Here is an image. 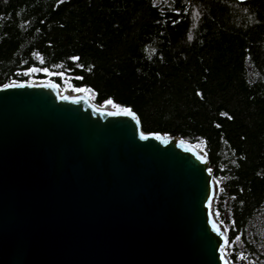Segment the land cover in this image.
<instances>
[{
	"label": "trees",
	"instance_id": "obj_1",
	"mask_svg": "<svg viewBox=\"0 0 264 264\" xmlns=\"http://www.w3.org/2000/svg\"><path fill=\"white\" fill-rule=\"evenodd\" d=\"M32 69L203 142L231 199L225 251L264 216V0H0V86Z\"/></svg>",
	"mask_w": 264,
	"mask_h": 264
},
{
	"label": "water",
	"instance_id": "obj_2",
	"mask_svg": "<svg viewBox=\"0 0 264 264\" xmlns=\"http://www.w3.org/2000/svg\"><path fill=\"white\" fill-rule=\"evenodd\" d=\"M215 198L208 154L131 108L0 86V264H231Z\"/></svg>",
	"mask_w": 264,
	"mask_h": 264
},
{
	"label": "rangeland",
	"instance_id": "obj_3",
	"mask_svg": "<svg viewBox=\"0 0 264 264\" xmlns=\"http://www.w3.org/2000/svg\"><path fill=\"white\" fill-rule=\"evenodd\" d=\"M39 69H32L29 72L30 79L27 82H52L51 78L40 79L36 78V74L39 72ZM252 72V76L254 77V72L250 68ZM54 82V81H53ZM79 90H83L90 94L92 98V91L91 90H84V89H77L72 87L70 84L67 83L66 87L61 88L62 93H70V94H77ZM106 103L105 105H107ZM115 108L117 106L113 105ZM199 149L205 151V144L203 142L194 143ZM206 152V151H205ZM219 179H215L216 183V198L214 201V214L217 220L222 224L224 229L229 231L230 227L233 225V216L231 210V199L228 197H224L221 201L219 195L221 194V187H220ZM221 203L223 208V219L220 216L216 206ZM246 242L252 243L257 251L264 252V216L257 215L255 218L251 220V222L244 227L236 237L234 238L233 242L230 244V251H225V256L229 259L231 264H260L258 256L251 251V249L246 245ZM231 255H235L237 260L234 261L231 258Z\"/></svg>",
	"mask_w": 264,
	"mask_h": 264
},
{
	"label": "bare ground",
	"instance_id": "obj_4",
	"mask_svg": "<svg viewBox=\"0 0 264 264\" xmlns=\"http://www.w3.org/2000/svg\"><path fill=\"white\" fill-rule=\"evenodd\" d=\"M78 93H87V92H84L83 90H79ZM78 93H77V94H78ZM106 106H108V107H113L111 103H108Z\"/></svg>",
	"mask_w": 264,
	"mask_h": 264
},
{
	"label": "snow or ice",
	"instance_id": "obj_5",
	"mask_svg": "<svg viewBox=\"0 0 264 264\" xmlns=\"http://www.w3.org/2000/svg\"><path fill=\"white\" fill-rule=\"evenodd\" d=\"M189 39H191V36H189ZM109 103H111V101H109Z\"/></svg>",
	"mask_w": 264,
	"mask_h": 264
}]
</instances>
